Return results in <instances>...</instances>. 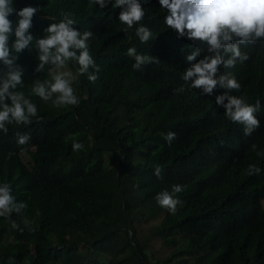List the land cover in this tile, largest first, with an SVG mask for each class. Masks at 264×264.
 I'll return each instance as SVG.
<instances>
[{
  "label": "trees",
  "instance_id": "1",
  "mask_svg": "<svg viewBox=\"0 0 264 264\" xmlns=\"http://www.w3.org/2000/svg\"><path fill=\"white\" fill-rule=\"evenodd\" d=\"M141 3V23L154 33L146 44L135 34L139 25L124 31L119 7L14 0L17 9H41L30 29L33 44L62 13L81 33L92 31L88 49L100 71L93 83L70 61L63 70L77 77L79 104L55 107L31 93L35 82L51 78V66L35 71L34 47L18 54L24 83L17 91L42 119L0 131V184L27 204L19 214L0 217V264H264V156L257 155L264 152V39L251 53L249 44L240 46L247 60L219 69L241 85L230 95L261 103L255 113L260 126L245 135L215 102L224 89L206 95L182 79L190 66L186 55L202 45L177 39L163 23L167 13L159 0ZM9 19L15 25L18 17ZM130 47L159 62L133 69ZM5 71L0 65V76ZM181 86L183 93L177 92ZM168 132L176 133L171 144L164 139ZM17 133L30 139L19 145ZM74 142L83 148L73 151ZM250 164L259 175L247 174ZM174 184L184 188L175 194L183 203L171 214L155 197L171 193Z\"/></svg>",
  "mask_w": 264,
  "mask_h": 264
},
{
  "label": "clouds",
  "instance_id": "2",
  "mask_svg": "<svg viewBox=\"0 0 264 264\" xmlns=\"http://www.w3.org/2000/svg\"><path fill=\"white\" fill-rule=\"evenodd\" d=\"M100 8H120L118 20L126 25L124 31L139 25L136 36L141 43H148L154 33L144 24L145 8L141 0H90ZM160 8L166 11L163 23L175 32L177 39L187 38L196 46L186 55L190 66L184 71L182 79L188 84L189 89H199L203 94L212 95L218 88L224 89L222 94L216 95L215 102L225 109L226 119L233 123L243 125L245 135L260 126V121L255 113L261 110L259 100L249 104L244 97L230 95L231 90H240L241 85L231 74H221V66L234 67L237 60L243 62L249 57L241 52V45H248L253 52L264 39V0H159ZM39 6L27 5L22 8L14 7V0H0V65L6 70L0 76V131L8 132L7 125H30L33 119H42L37 115L36 105L25 96L23 91H17L18 86H23V71L17 64L18 54L25 49L37 50L38 64L36 72L44 70L50 65V79L35 82L31 93L41 100L52 101L55 107L78 105L79 100L74 92L73 82L77 77L72 72L64 71L70 61L78 63L79 74H87L90 82L98 78L100 66L90 55L87 41L93 37V32L86 30L83 33L74 27L75 21L69 14L62 13L63 18L58 23H50L45 29V35L36 38L30 29L33 27V18L40 11ZM15 13L18 19L13 24L9 16ZM14 40L9 44V40ZM206 53V54H205ZM203 54V55H202ZM127 55L134 58L133 69L139 70L148 63H158L155 56L144 55L137 52L135 47L127 49ZM227 55V59L225 56ZM198 56L202 58L197 60ZM93 69L92 72L89 69ZM181 86L177 92L183 93ZM55 97V99H53ZM17 143L24 145L30 139L28 135L17 133ZM175 132L164 135L166 142L171 144L175 139ZM83 144L74 142L73 151H79ZM257 146L252 145L256 150ZM258 156L264 152L257 151ZM261 169L254 164L247 168V174L259 175ZM154 175L161 176V168L157 166ZM184 190L180 184H174L171 193L164 190L155 197L157 204L175 214L177 206L182 201L175 196ZM11 186L7 183L0 184V217L10 218L13 213H21L27 207L25 202H17L11 194ZM27 224L28 222L25 221ZM11 227L17 229L18 225L13 220Z\"/></svg>",
  "mask_w": 264,
  "mask_h": 264
},
{
  "label": "rangeland",
  "instance_id": "3",
  "mask_svg": "<svg viewBox=\"0 0 264 264\" xmlns=\"http://www.w3.org/2000/svg\"><path fill=\"white\" fill-rule=\"evenodd\" d=\"M263 204H264V201H263ZM159 245H160L159 242L156 241L155 244H154V248H153V249L159 248ZM161 252H164V250L161 249ZM152 256H153L154 258L157 257L155 254H153ZM188 263H189V264H194V261L192 260V261H189Z\"/></svg>",
  "mask_w": 264,
  "mask_h": 264
}]
</instances>
